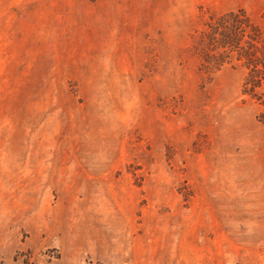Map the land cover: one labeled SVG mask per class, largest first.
Returning <instances> with one entry per match:
<instances>
[{"label":"rangeland","instance_id":"1","mask_svg":"<svg viewBox=\"0 0 264 264\" xmlns=\"http://www.w3.org/2000/svg\"><path fill=\"white\" fill-rule=\"evenodd\" d=\"M237 10L0 0V264H264V103L194 48Z\"/></svg>","mask_w":264,"mask_h":264},{"label":"trees","instance_id":"2","mask_svg":"<svg viewBox=\"0 0 264 264\" xmlns=\"http://www.w3.org/2000/svg\"><path fill=\"white\" fill-rule=\"evenodd\" d=\"M194 48L207 69L240 63L247 70L243 94L264 103V38L243 10L210 16Z\"/></svg>","mask_w":264,"mask_h":264}]
</instances>
